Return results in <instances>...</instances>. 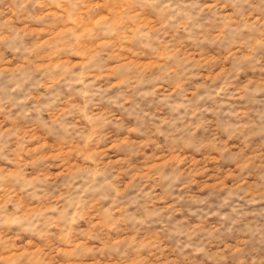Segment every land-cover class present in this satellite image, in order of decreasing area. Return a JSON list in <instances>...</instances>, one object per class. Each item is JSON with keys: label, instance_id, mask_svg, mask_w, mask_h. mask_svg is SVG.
Masks as SVG:
<instances>
[{"label": "rangeland", "instance_id": "rangeland-1", "mask_svg": "<svg viewBox=\"0 0 264 264\" xmlns=\"http://www.w3.org/2000/svg\"><path fill=\"white\" fill-rule=\"evenodd\" d=\"M0 264H264V0H0Z\"/></svg>", "mask_w": 264, "mask_h": 264}]
</instances>
